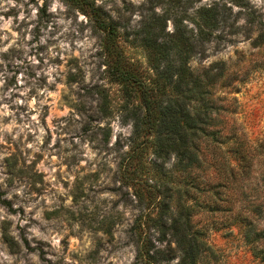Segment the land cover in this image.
I'll return each mask as SVG.
<instances>
[{"label": "rangeland", "instance_id": "obj_1", "mask_svg": "<svg viewBox=\"0 0 264 264\" xmlns=\"http://www.w3.org/2000/svg\"><path fill=\"white\" fill-rule=\"evenodd\" d=\"M146 87L205 97L190 164L157 153ZM0 191V264H178L173 218L196 264H264V0H0Z\"/></svg>", "mask_w": 264, "mask_h": 264}, {"label": "trees", "instance_id": "obj_2", "mask_svg": "<svg viewBox=\"0 0 264 264\" xmlns=\"http://www.w3.org/2000/svg\"><path fill=\"white\" fill-rule=\"evenodd\" d=\"M204 18V23L209 24L208 16ZM172 38H175L174 34ZM181 37L164 41L159 43L157 41V36L153 31H148L146 35L143 36L144 44L151 50L158 51V55L151 59L152 66L154 70H158L160 63L163 59H169L168 54L170 50H174L175 55L180 63L178 66H174L171 60L167 68L176 69L177 72H182L186 75V70L184 66V60L181 58L180 49L177 51L178 47L182 43ZM187 45V43L185 42ZM114 79H119L125 81L127 75L124 72H119L115 69L112 72ZM171 77V74H167V79ZM179 88V85L177 86ZM195 89L197 87H194ZM200 87L198 86V90ZM153 88L146 87L141 90L140 104L141 107L145 109L142 114L143 120L148 128H153L156 135L157 142V153L161 157L168 156L170 151H173L179 162L184 164L183 161L187 158V165L191 163V159L194 156L191 153L190 143L191 136L194 130L198 129L201 125L206 122V109L205 108V97L200 96V101L202 102L201 108H196L191 106V99L193 98V90L188 89L183 98L179 97L177 99H166L158 98L154 96ZM180 94L181 91L176 89ZM127 95V92H125ZM168 98V97H166ZM134 118L139 121L140 114L136 111ZM179 142V143H178ZM163 155V156H162ZM2 192L0 191V197ZM1 203L9 207V202L0 199ZM167 230L171 233L177 247L181 252V258L178 264H196L198 256L207 251L209 248L204 245V243L199 240L196 235L190 233V226L187 220L183 222L180 218H173L172 223L167 227ZM260 235L264 239V230L260 233L254 234ZM247 237L249 238V232H247Z\"/></svg>", "mask_w": 264, "mask_h": 264}]
</instances>
